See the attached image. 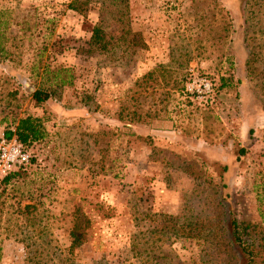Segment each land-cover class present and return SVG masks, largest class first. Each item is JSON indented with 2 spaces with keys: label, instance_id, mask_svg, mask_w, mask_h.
Here are the masks:
<instances>
[{
  "label": "rangeland",
  "instance_id": "1",
  "mask_svg": "<svg viewBox=\"0 0 264 264\" xmlns=\"http://www.w3.org/2000/svg\"><path fill=\"white\" fill-rule=\"evenodd\" d=\"M71 1L0 0V141L28 116L46 128L5 196L0 264H145L132 241L163 221L147 210L193 222L147 244L162 264H240L228 207L264 264V0H129L133 44L114 56L86 52L105 0L86 17ZM201 80L211 93L193 95ZM37 90L52 95L42 106Z\"/></svg>",
  "mask_w": 264,
  "mask_h": 264
},
{
  "label": "trees",
  "instance_id": "2",
  "mask_svg": "<svg viewBox=\"0 0 264 264\" xmlns=\"http://www.w3.org/2000/svg\"><path fill=\"white\" fill-rule=\"evenodd\" d=\"M99 2V1H98ZM129 0H105L101 3L102 9L104 10L100 14V21L95 24L92 29L91 37L89 41V48L87 49L88 54H100V55H112L117 54L119 49L124 47L129 48L133 44V40L129 38L131 35V27L129 22ZM92 4V0H72L68 7L71 11L78 13L81 16L86 17L89 13V7ZM4 13L0 11V55L4 56L7 54V50L4 46L5 41L7 40L6 33L9 29L10 23L4 19ZM126 51V49H125ZM60 73H57L56 79H58ZM58 86H71L72 80L66 81L61 80L57 83ZM225 86V85H223ZM33 97L38 106H42L44 103L49 101L52 97L49 91H40L37 90ZM46 137V128H45V119L39 117L28 116L22 118L15 125L14 131L8 129L5 132V138L7 140L15 139L17 140L24 148L26 153H29V149L36 143L42 141ZM244 150H241V154H244ZM33 162L32 157H30V163ZM28 165V166H29ZM27 167L18 168L15 171L11 172L7 177H5L0 182V214L3 213L4 208L6 207L7 198L5 197L8 193L9 187L12 185V182L20 177V174L24 172ZM224 172L228 171V167L223 168ZM5 197V198H4ZM218 206L221 207V210H226V199L222 197L218 201ZM229 213L225 218L227 222V249L231 248V251L234 252V256L237 262L240 264H257L259 245L256 239L251 237V226L249 224L240 222L232 211L231 207H228ZM36 210L35 205H26L19 213L28 216L27 223L35 228L33 219H30L32 213ZM144 216V219L149 217H159L163 221H155V226L151 225L148 227L145 232V239H135L132 241L133 252L141 257L142 261L145 264L161 263V256H154L155 249L147 246L151 243L153 246H157L164 242V235L170 234L175 237H191L192 230L188 231L193 225L191 220H188L187 224H179V218H173L170 216L160 215L157 213H152V211L147 210L141 213ZM1 220V218H0ZM80 228L75 226L71 231L72 245L71 252L74 249L81 247L85 244V239H83L84 234H77ZM188 232V233H187ZM156 236L159 239H154ZM33 240V239H32ZM162 256L163 255L162 253ZM167 258V256H166Z\"/></svg>",
  "mask_w": 264,
  "mask_h": 264
},
{
  "label": "built area",
  "instance_id": "3",
  "mask_svg": "<svg viewBox=\"0 0 264 264\" xmlns=\"http://www.w3.org/2000/svg\"><path fill=\"white\" fill-rule=\"evenodd\" d=\"M193 95L200 96L206 91L211 93V85L206 80H201L199 88L190 86L188 89ZM207 93V94H208ZM30 163V155L24 151L23 146L15 139L0 141V172L7 177L18 168L26 167Z\"/></svg>",
  "mask_w": 264,
  "mask_h": 264
},
{
  "label": "crops",
  "instance_id": "4",
  "mask_svg": "<svg viewBox=\"0 0 264 264\" xmlns=\"http://www.w3.org/2000/svg\"><path fill=\"white\" fill-rule=\"evenodd\" d=\"M159 132V133H158ZM156 134V133H155ZM163 134H166V133H163V132H160V131H157V136H162ZM170 135H168L167 137H169Z\"/></svg>",
  "mask_w": 264,
  "mask_h": 264
}]
</instances>
